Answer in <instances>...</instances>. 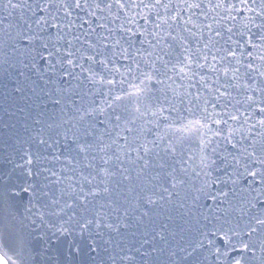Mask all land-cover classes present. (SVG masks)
<instances>
[{
  "label": "water",
  "instance_id": "1",
  "mask_svg": "<svg viewBox=\"0 0 264 264\" xmlns=\"http://www.w3.org/2000/svg\"><path fill=\"white\" fill-rule=\"evenodd\" d=\"M41 2L0 0L5 264H264V0H202L195 37L182 22L157 29L143 7L86 10L103 21L74 10L76 27L58 31L35 23ZM78 16L107 27L85 36ZM77 35L74 63L91 78L56 64ZM81 188L98 191L69 199Z\"/></svg>",
  "mask_w": 264,
  "mask_h": 264
},
{
  "label": "snow or ice",
  "instance_id": "2",
  "mask_svg": "<svg viewBox=\"0 0 264 264\" xmlns=\"http://www.w3.org/2000/svg\"><path fill=\"white\" fill-rule=\"evenodd\" d=\"M211 2V0H209V3ZM246 2V0H245ZM13 7H31V5L26 4V3H21V4H16V5H12ZM37 11L39 12H43L44 15L40 16L39 18H37L35 20V23L37 25H40L42 22L44 24V26L46 27H53L58 29V31H64L65 29H72L74 27H76V21L71 19L72 15H73V11L74 10H79L80 12H85L86 15H88L89 17H95L97 21H103L105 19L104 16H97L96 11H86L89 9H97L101 12H103L105 9L109 10V14H111V9L113 7L117 8V11H121L124 9H128V8H140L143 7L145 9H148L149 11L151 10H156L155 12V27L157 29H161V25L162 24H168V22L171 20L173 22H175L177 24V26L179 27L181 22L183 24V31L188 33L190 36L195 37L196 36V32L192 31V28L189 27V25L192 26H196L195 25V21L193 19V17H195L197 15L196 11L194 10H199L202 8V0H149L148 3H145L144 0H139V2L137 3L136 0H42L41 3L37 4ZM215 7H220V4H216ZM234 7V6H233ZM50 8H55L56 9V13L58 14L59 12H63L65 15L62 19L57 20V15L56 14H52L51 16L48 15ZM160 9H163V14H161ZM203 14V13H201ZM185 17H187L185 19ZM147 18V17H146ZM77 19L80 21L79 24V28L83 29L84 28V24L88 23L89 24V28L91 29L90 32H85L84 35L85 36H90L91 33H94L96 31V28H106L107 25L105 23H100L98 22L96 24V27H92L91 23L87 20L84 19L83 16H78ZM49 20L51 21H55V23H49ZM29 27H31V25H29ZM168 27L171 28L172 25L168 24ZM207 29L209 32H214V35L216 37H221L222 38V34L224 29H220V30H214L212 28L211 24H208ZM257 28L262 30V34L259 37L261 40H264V23L260 24V25H256ZM228 32H232V29L229 28L227 29ZM154 36L159 35V33H153ZM167 35L171 36V33H167ZM201 35H203V33L201 32ZM38 38V37H37ZM59 39H63V36H59ZM31 39V37H30ZM173 40L176 39V37H172ZM80 40V36H74L72 38V41L68 42V47L66 49H64V52L62 55H59L57 60H56V64H59L60 67L62 69H64L63 71V75L65 76H72V72L68 69L64 68V65L67 64L70 66L71 69H75L76 67H80L81 71H89L90 73V78L92 76L95 75V73H92L90 69H85L83 68L81 65H78L76 63H74V59H75V53L71 50L73 47V41H79ZM228 41H231V36L228 37ZM228 41H225L226 43ZM249 42H251L249 40ZM85 43L89 44L90 48H95L96 45L92 44L90 41H85ZM116 43H119V40L116 41ZM233 43L239 44V41H233ZM43 47L45 49L48 48L47 44H44ZM205 47L207 48L208 45L205 44ZM76 51H79V49H77ZM226 51V55L235 58L237 53L235 50H225ZM60 52V49H56V52H49V56H56L57 53ZM84 56L82 55L80 57V59H83ZM87 59L89 61H94L95 60V54L87 56ZM187 59L191 62V57H187ZM216 57L213 56V60H215ZM101 63H104L105 66L107 64L106 61L101 60ZM56 64H51V70L55 71L56 70ZM249 67H251V65H249ZM118 71V69H117ZM236 71L238 72L239 69H236ZM261 75H264V73H262ZM147 79H151L150 76L146 77ZM108 84H113L114 81L113 80H107L105 81ZM261 91H264V89H261ZM115 100H120L121 97L116 96L114 98ZM249 99H251V97H249ZM261 113H264V108L260 109ZM117 119H119V117H117ZM230 119L232 120H238L239 117L238 116H231ZM197 123H199L197 121ZM215 123H221V121L217 120L215 121ZM223 123L227 124V121H223ZM260 123L262 125H264V120H261ZM220 133H216V135H219ZM31 161H29L30 163ZM252 175H255V173H252ZM89 183H91L89 181ZM98 191V189H92L90 192L85 193L84 189L81 188L80 189V193H76L75 190H73L72 195L69 196V199H74L75 200H79V201H84L86 199L87 196L89 195H95L96 192ZM103 191H107V189H103ZM81 193H83V195H81ZM53 204H59V200H54ZM73 207L72 203H68L65 202L64 207L60 209V211H64L65 208L71 209ZM69 221H74L75 225L81 230V231H86L89 229V227L93 224V220L92 219H87L85 217H80V218H76V213L73 212V214L71 216L68 217ZM256 223L258 225H264V219H257ZM97 227H99V223L97 222L96 224ZM107 227H111V225H107ZM65 231H67V229H64ZM255 229H253L254 231ZM245 247H247V245H245ZM0 264H5V261L0 258ZM236 264H239V261L236 262Z\"/></svg>",
  "mask_w": 264,
  "mask_h": 264
}]
</instances>
